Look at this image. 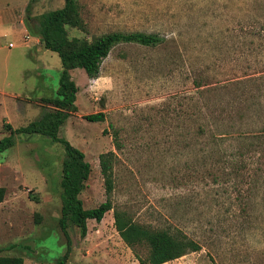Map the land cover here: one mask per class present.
<instances>
[{
  "label": "rangeland",
  "instance_id": "374dc122",
  "mask_svg": "<svg viewBox=\"0 0 264 264\" xmlns=\"http://www.w3.org/2000/svg\"><path fill=\"white\" fill-rule=\"evenodd\" d=\"M0 2V8L11 4L16 12L26 4L28 28L18 19L0 28V91L8 96L0 106L1 141L10 136L4 125L27 126L49 110L36 101L56 97L60 60L32 44L41 16L62 8L63 0ZM78 5L85 30L66 26L68 39L90 42L112 32H142L164 40L154 48L115 46L94 79L80 69L70 71L78 87L77 111L59 137L90 164L79 195L83 208L105 201L99 156L112 151L114 209L151 228H178L200 247L164 264H264V171L226 163L221 144L198 134L202 121L196 116V105L209 104L222 112L223 132L233 137L264 128V0H79ZM198 91L204 93L199 105ZM27 98L36 104L15 114L9 101ZM95 113H103L104 121L84 119ZM115 135L119 149L112 144ZM12 139L13 146L0 154L5 190L0 256L56 264L67 244L58 225L63 147L36 134ZM234 144L231 139L223 146ZM232 154L227 159L236 163ZM68 234L67 264H139L114 229L113 210L101 222L89 220L84 237L72 224Z\"/></svg>",
  "mask_w": 264,
  "mask_h": 264
},
{
  "label": "trees",
  "instance_id": "16d2710c",
  "mask_svg": "<svg viewBox=\"0 0 264 264\" xmlns=\"http://www.w3.org/2000/svg\"><path fill=\"white\" fill-rule=\"evenodd\" d=\"M79 0H63L60 9L50 11L41 16L37 34L43 47L55 53L61 65L56 97L42 102L49 107L40 117L25 127L13 129L9 124L4 125L9 135L0 141V154L13 146L12 135H41L53 143L63 147V160L60 180V218L59 228L66 239V251L59 257L56 264H67L71 242L68 234L70 224L76 226L82 237L87 232V222H101L104 215L113 210V226L122 242L132 251L139 264H164L178 259L189 252L199 250L197 242L192 240L178 228H151L132 221L124 211L114 209L110 200L113 190V166L116 155L112 151L99 156L100 172L104 180L106 199L93 209H84L79 199L84 189L91 169L85 161V155L72 146L66 139L59 137V130L70 115L77 111L75 105L78 87L71 79L70 71L80 69L89 79L98 76L100 65L110 51L119 44H137L143 47H157L163 39L156 34L142 32H112L93 38L90 42L83 39H68L66 26L84 31L85 25L80 17ZM198 85V83L196 84ZM204 93L197 92V99L202 100ZM206 99V98H205ZM204 99V100H205ZM206 102V101H205ZM198 105L200 104L197 103ZM208 104V103H207ZM222 112L208 106L196 105V116L202 121L198 134L221 144L222 157L226 163H232L245 170L264 171V128L255 134H238L223 132L227 125ZM231 114H228L230 116ZM88 122L104 121L103 113L90 114L84 117ZM235 126V125H231ZM117 136H113L112 144L119 149ZM234 140L229 148L223 146L226 141ZM237 157V162L230 161L227 152ZM5 196V190L0 187V203ZM144 250V253H141ZM0 264H23L21 257L0 256Z\"/></svg>",
  "mask_w": 264,
  "mask_h": 264
},
{
  "label": "crops",
  "instance_id": "0c3cea01",
  "mask_svg": "<svg viewBox=\"0 0 264 264\" xmlns=\"http://www.w3.org/2000/svg\"><path fill=\"white\" fill-rule=\"evenodd\" d=\"M3 4H4V2H0V6L3 5ZM10 5L11 4H7V6H4V7L0 8V16H1L0 17V28L4 27L6 25V22L16 21V19H18L19 20L18 21L19 25L27 30L28 28H27V26H26V24L24 22V19H23L24 15H25V10H26L27 5L26 4L22 5L21 8H19L17 12L15 11L14 8L9 7ZM36 40H37V43L34 41L33 44H32V48H36V50H39L40 47L44 48L42 43H41V41H40V39L37 38ZM38 43H40L41 45H39ZM37 75L41 76L40 73H37ZM6 96H7V94L5 92L0 91V106H3L4 104H6L4 99H3V97H6ZM10 98L19 100V98H21V96L19 94H10ZM27 99L28 100H25V101H22V100L21 101H11V100L9 101V102H11V105L16 106L15 108H13V109H15V114L19 113L21 110H25V108L27 106H29V104H36L37 103L38 104L37 106L41 107V105H42L41 103H43L42 102L43 100L36 101V103H35V102H31V101L29 102L30 99L29 98H27ZM12 116H15L14 112H11V117ZM13 129H16V128H13Z\"/></svg>",
  "mask_w": 264,
  "mask_h": 264
},
{
  "label": "built area",
  "instance_id": "2783aa9c",
  "mask_svg": "<svg viewBox=\"0 0 264 264\" xmlns=\"http://www.w3.org/2000/svg\"><path fill=\"white\" fill-rule=\"evenodd\" d=\"M25 38H26V39H29V37H28V36H26ZM26 41H27V40H26ZM8 47H9V48H12V47H13V45L10 43V44H8Z\"/></svg>",
  "mask_w": 264,
  "mask_h": 264
}]
</instances>
